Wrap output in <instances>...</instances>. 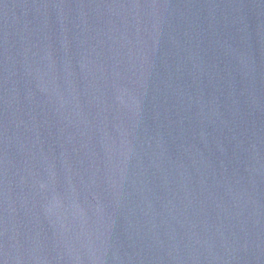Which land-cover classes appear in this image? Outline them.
Returning <instances> with one entry per match:
<instances>
[{"label":"water","instance_id":"95a60500","mask_svg":"<svg viewBox=\"0 0 264 264\" xmlns=\"http://www.w3.org/2000/svg\"><path fill=\"white\" fill-rule=\"evenodd\" d=\"M0 264H264V49L1 238Z\"/></svg>","mask_w":264,"mask_h":264}]
</instances>
